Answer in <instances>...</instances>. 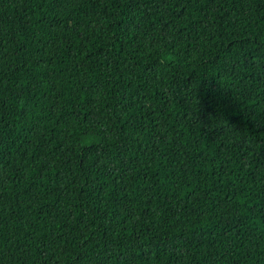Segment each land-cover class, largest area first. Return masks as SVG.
Segmentation results:
<instances>
[{"label": "trees", "instance_id": "1", "mask_svg": "<svg viewBox=\"0 0 264 264\" xmlns=\"http://www.w3.org/2000/svg\"><path fill=\"white\" fill-rule=\"evenodd\" d=\"M0 264H264V0H0Z\"/></svg>", "mask_w": 264, "mask_h": 264}, {"label": "clouds", "instance_id": "2", "mask_svg": "<svg viewBox=\"0 0 264 264\" xmlns=\"http://www.w3.org/2000/svg\"><path fill=\"white\" fill-rule=\"evenodd\" d=\"M85 147H87V145H85Z\"/></svg>", "mask_w": 264, "mask_h": 264}]
</instances>
